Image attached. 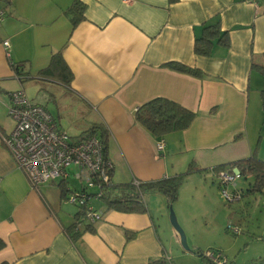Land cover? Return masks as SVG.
Here are the masks:
<instances>
[{
  "label": "crops",
  "instance_id": "crops-1",
  "mask_svg": "<svg viewBox=\"0 0 264 264\" xmlns=\"http://www.w3.org/2000/svg\"><path fill=\"white\" fill-rule=\"evenodd\" d=\"M74 1L0 0V264H148L164 257L173 263L148 205L145 213L98 206L103 213L94 232L76 240L67 235L75 214L65 218L57 205L77 189L66 180L62 196L58 180L39 186L45 196L33 190L2 142L14 127L9 93L34 82L21 83L11 65L23 63L33 78L61 53L70 84L46 82L61 103L57 108L78 114L75 127L86 121V129L100 124L107 131L113 183L137 188L134 182L173 177L190 163L195 175L205 172L217 181L218 166L252 156L264 162V74L252 67L264 66V0H79L83 20L72 28L67 9ZM215 22L228 46L214 43L209 55H196L195 40ZM170 63L201 76L171 70ZM157 98L194 113L189 128L156 139L139 126L136 110ZM230 216L221 222H231ZM193 249L174 245L175 259L207 264L196 255L203 247ZM208 249L225 258L219 246Z\"/></svg>",
  "mask_w": 264,
  "mask_h": 264
},
{
  "label": "rangeland",
  "instance_id": "rangeland-1",
  "mask_svg": "<svg viewBox=\"0 0 264 264\" xmlns=\"http://www.w3.org/2000/svg\"><path fill=\"white\" fill-rule=\"evenodd\" d=\"M51 85L38 80L27 83L23 89L25 95L32 102L45 108L53 117L59 116L58 121L60 120L63 130L70 137L77 136L80 131L87 128L88 122L84 121L79 127H75L78 122V114L59 110L61 103L59 104L57 97H53L55 93ZM185 172L182 171L177 175ZM251 183V177L238 178L235 181L236 188L241 189L244 193L238 202L228 205L223 200L218 182L209 174L205 172L196 175L191 173L184 178L178 191V199L171 208L184 233L188 252L196 250L193 247L200 245L203 247L201 252L205 255L207 251H211L208 249L209 246H219L226 258L222 257L221 264H250L258 260L264 263V192H249L248 188ZM67 184L68 188H81V183L73 180L72 177L67 179ZM39 189L41 195L45 196L43 189L41 187ZM232 190V188H227L228 193H231ZM55 194L56 192L53 195ZM150 199L148 196L147 205L149 211L159 221L157 230L160 239L168 250L173 263L180 264L179 260L175 259L174 245L180 249L179 251H182L183 248L170 224L167 203L161 196H157L158 200ZM63 202L65 203V200ZM63 202L59 206L57 205V209L61 216L64 215L65 218L70 219L79 211V208L76 205ZM92 206L98 209V206L103 207V203H93ZM224 214L231 215V222L226 225L221 222ZM236 229L239 230L238 233H234ZM174 237L176 244H174ZM217 253L222 256V253L218 251Z\"/></svg>",
  "mask_w": 264,
  "mask_h": 264
},
{
  "label": "trees",
  "instance_id": "trees-1",
  "mask_svg": "<svg viewBox=\"0 0 264 264\" xmlns=\"http://www.w3.org/2000/svg\"><path fill=\"white\" fill-rule=\"evenodd\" d=\"M168 1L169 3H174L177 0ZM84 11L85 6L79 0L74 1L67 9V14L71 16L72 28H74L78 24V22L83 20ZM214 43L220 44L224 47H227L229 43L227 34L221 31L218 22H215L214 24L209 26H204L202 35L195 40V54L199 56L209 55ZM23 67V63L11 65L15 77L18 78L21 83H25L30 80H33L34 82H37L38 80L46 82L47 79H50L62 84L63 86H68L72 79V75L68 67L64 63L60 52L54 53L51 56L49 64L37 73V77L31 78L27 72H24ZM167 67L176 72L188 74L196 78H199L201 76L198 70L191 69L179 64L170 63L167 65ZM252 67L257 68L261 74H264V66H258L254 63L252 64ZM194 117V113L186 110L180 105L160 98L151 100L143 104L136 110L134 114L135 122L156 139L162 138L163 136L171 132H181L186 130L192 124ZM53 118L57 123L59 117ZM89 138H96L100 141L102 146L103 158L104 160H108V133L105 128L100 124H94L80 133L78 136L71 137V139L74 141H84ZM194 166V163H190L187 171L184 174L175 175L169 178H163L158 181L149 183L138 184L137 188H134L131 184L113 183V170L111 169L108 171V184H102L98 187V190L100 191L99 202L103 203L105 212L109 210H115L123 213H145L147 211V197L151 194H158L165 199L169 208L177 201L179 188L184 178L187 175L193 173ZM225 169H236L239 172L240 177L245 179L251 177L252 183L249 184V192H264V162H262L258 158L252 156L247 159L237 160L232 163L218 166L214 168V171L218 173L219 171ZM248 175L249 177H247ZM67 179L59 182V186H61L62 189L64 188L61 193L62 196H64L65 194L64 190ZM81 190H84V185L82 183L81 188L74 191ZM234 192H239L240 199L242 197V194L244 193L241 189L238 190L236 186L234 187ZM88 193L89 195H95L94 190H89ZM66 196L67 195L65 194L64 198ZM92 201L93 200L89 201V206L91 207H93L91 205ZM77 207L79 208V211L74 215V223L67 229V235L72 240H76L84 232H94V224L97 223H91L86 218L87 206L78 205ZM93 210L98 211L94 207ZM196 255L200 256L202 260H204L207 264H212L207 258L204 257L201 251L196 252ZM148 264L173 263L169 259L164 257L153 260ZM250 264L264 263L258 260L255 262H251Z\"/></svg>",
  "mask_w": 264,
  "mask_h": 264
},
{
  "label": "built area",
  "instance_id": "built-area-1",
  "mask_svg": "<svg viewBox=\"0 0 264 264\" xmlns=\"http://www.w3.org/2000/svg\"><path fill=\"white\" fill-rule=\"evenodd\" d=\"M248 1L255 3L254 0ZM4 16L0 11V22ZM2 46L8 50L7 41ZM9 99L8 115L14 127L9 135L2 137V142L16 166L24 173L30 187L37 190L44 183L72 177L84 185V190L69 192L64 198L65 203L87 206L86 218L91 223L100 221L101 212L94 211L89 201L100 198L98 187L108 184V171L112 169L110 161L103 158L100 141L96 138L72 140L65 131L59 129L53 116L40 105L34 104L22 89L10 92ZM163 148L162 141L156 144L158 152ZM238 178L240 174L236 169H225L217 173L218 185L227 203L240 200L239 192H227L229 186H236ZM133 185L138 187V183L134 182ZM89 190H94L95 195H89ZM238 232L234 230V233ZM204 257L212 264L223 262L217 252L207 251Z\"/></svg>",
  "mask_w": 264,
  "mask_h": 264
},
{
  "label": "water",
  "instance_id": "water-1",
  "mask_svg": "<svg viewBox=\"0 0 264 264\" xmlns=\"http://www.w3.org/2000/svg\"><path fill=\"white\" fill-rule=\"evenodd\" d=\"M169 217H170V224L173 227L174 231L177 233L178 238H179V242H180L182 248L185 251H187L188 248H187V245H186V240H185L184 233H183V231L181 230V228L179 227V225L177 223L176 217H175V215H174V213L172 211L171 206L169 207Z\"/></svg>",
  "mask_w": 264,
  "mask_h": 264
}]
</instances>
